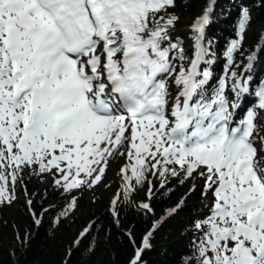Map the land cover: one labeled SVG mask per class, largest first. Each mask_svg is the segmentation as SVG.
Returning <instances> with one entry per match:
<instances>
[{
	"label": "snow or ice",
	"instance_id": "6c2138e0",
	"mask_svg": "<svg viewBox=\"0 0 264 264\" xmlns=\"http://www.w3.org/2000/svg\"><path fill=\"white\" fill-rule=\"evenodd\" d=\"M176 8L177 0H0V204L18 199L19 187L37 226L45 213L62 224L123 158L109 211L117 224L133 204L154 217L139 242L128 231V264H145L154 232L195 192L203 200L185 225L180 264H264V75L252 74L255 52L238 59L250 10L239 8L220 75L207 31L215 0L192 22L191 46ZM33 176L46 182L39 197L28 190ZM174 181L190 186L156 219L154 199ZM48 188L59 203H45ZM139 188L146 198L133 200ZM98 224L87 221L73 242Z\"/></svg>",
	"mask_w": 264,
	"mask_h": 264
},
{
	"label": "trees",
	"instance_id": "16d2710c",
	"mask_svg": "<svg viewBox=\"0 0 264 264\" xmlns=\"http://www.w3.org/2000/svg\"><path fill=\"white\" fill-rule=\"evenodd\" d=\"M205 0H177V9L190 17ZM257 22L264 21V0L257 9ZM174 196L158 194L154 199L157 215ZM21 209L6 210L0 219V264H127L134 254L133 244L127 235L131 231L137 242L151 224L152 216L141 214L136 207L125 208L117 224L109 214L105 196L88 204L72 222L69 220L56 228L49 223L48 213L36 227L24 202ZM91 219L99 224L91 236L81 239L75 246L78 230ZM181 216L166 220L154 235V246L145 250L146 264H180L187 250V240L181 235ZM27 233L26 239L21 234ZM71 248V254L68 249Z\"/></svg>",
	"mask_w": 264,
	"mask_h": 264
}]
</instances>
